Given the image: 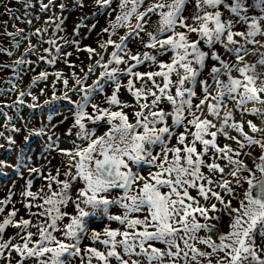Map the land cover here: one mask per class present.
Segmentation results:
<instances>
[{
  "label": "snow or ice",
  "instance_id": "obj_1",
  "mask_svg": "<svg viewBox=\"0 0 264 264\" xmlns=\"http://www.w3.org/2000/svg\"><path fill=\"white\" fill-rule=\"evenodd\" d=\"M2 8L0 264H264V0Z\"/></svg>",
  "mask_w": 264,
  "mask_h": 264
},
{
  "label": "rangeland",
  "instance_id": "obj_2",
  "mask_svg": "<svg viewBox=\"0 0 264 264\" xmlns=\"http://www.w3.org/2000/svg\"><path fill=\"white\" fill-rule=\"evenodd\" d=\"M6 2V0H0V21H3V20H5L4 18H3V8H2V6H3V4ZM7 20H10V18L9 19H7ZM10 22H14V21H11L10 20ZM11 30V29H10ZM82 58H83V56H82ZM6 59V58H5ZM31 59H33V60H35V57H31ZM45 67H47L46 65H44L43 64V66H42V63L39 65V67H36L35 68V71H31V73H30V76H34V75H36V74H38L39 73V71H41L42 69H44ZM58 67H63L62 65H58ZM49 71H51L52 69L51 68H49L48 69ZM8 74V73H7ZM4 75L3 77H4V79L5 80H7L8 79V77H9V75ZM25 74H26V72H25ZM29 76V77H30ZM17 83H19L20 84V86L21 87H24V84H25V82L22 84V82H20V81H17ZM9 85H7V84H5V83H3L2 81H0V88H7ZM43 85H41V87H42ZM35 92H36V94H38L39 93V89L37 88L36 90H35ZM10 97H11V99H14L15 98V96L14 95H11L10 94ZM42 99L43 98H41V102H42ZM29 100H30V97H29ZM37 115H39V113H37ZM34 122H38V121H34ZM4 155V152L2 151H0V156H3ZM5 183H7V182H5Z\"/></svg>",
  "mask_w": 264,
  "mask_h": 264
},
{
  "label": "bare ground",
  "instance_id": "obj_3",
  "mask_svg": "<svg viewBox=\"0 0 264 264\" xmlns=\"http://www.w3.org/2000/svg\"><path fill=\"white\" fill-rule=\"evenodd\" d=\"M3 18L5 19V20H7V19H9L10 17H8V16H6V15H4L3 14ZM7 72V71H6ZM6 72L5 73H0V76H4L5 74H6ZM3 194V190H0V195H2Z\"/></svg>",
  "mask_w": 264,
  "mask_h": 264
}]
</instances>
